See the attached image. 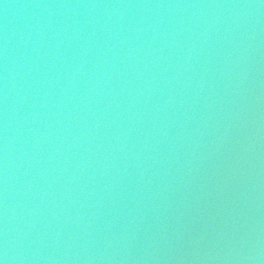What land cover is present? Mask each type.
Here are the masks:
<instances>
[{
	"label": "water",
	"instance_id": "1",
	"mask_svg": "<svg viewBox=\"0 0 264 264\" xmlns=\"http://www.w3.org/2000/svg\"><path fill=\"white\" fill-rule=\"evenodd\" d=\"M0 264H264V0H0Z\"/></svg>",
	"mask_w": 264,
	"mask_h": 264
}]
</instances>
